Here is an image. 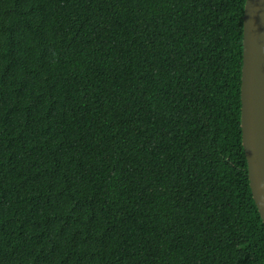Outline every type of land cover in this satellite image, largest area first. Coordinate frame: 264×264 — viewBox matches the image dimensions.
<instances>
[{
  "label": "trees",
  "instance_id": "trees-1",
  "mask_svg": "<svg viewBox=\"0 0 264 264\" xmlns=\"http://www.w3.org/2000/svg\"><path fill=\"white\" fill-rule=\"evenodd\" d=\"M244 5L0 0V264H264Z\"/></svg>",
  "mask_w": 264,
  "mask_h": 264
},
{
  "label": "water",
  "instance_id": "water-1",
  "mask_svg": "<svg viewBox=\"0 0 264 264\" xmlns=\"http://www.w3.org/2000/svg\"><path fill=\"white\" fill-rule=\"evenodd\" d=\"M242 23L241 143L250 191L264 225V0H245Z\"/></svg>",
  "mask_w": 264,
  "mask_h": 264
}]
</instances>
